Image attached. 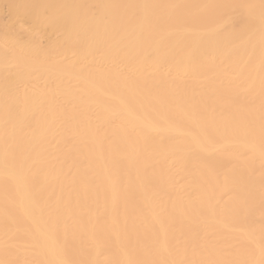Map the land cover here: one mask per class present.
I'll list each match as a JSON object with an SVG mask.
<instances>
[{
	"label": "bare ground",
	"instance_id": "1",
	"mask_svg": "<svg viewBox=\"0 0 264 264\" xmlns=\"http://www.w3.org/2000/svg\"><path fill=\"white\" fill-rule=\"evenodd\" d=\"M0 264H264V0H0Z\"/></svg>",
	"mask_w": 264,
	"mask_h": 264
},
{
	"label": "rangeland",
	"instance_id": "2",
	"mask_svg": "<svg viewBox=\"0 0 264 264\" xmlns=\"http://www.w3.org/2000/svg\"><path fill=\"white\" fill-rule=\"evenodd\" d=\"M6 14H7V12H5L3 16L5 17V16H6Z\"/></svg>",
	"mask_w": 264,
	"mask_h": 264
}]
</instances>
